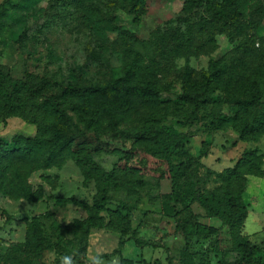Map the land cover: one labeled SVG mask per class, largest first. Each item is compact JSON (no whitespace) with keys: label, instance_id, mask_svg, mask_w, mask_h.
Returning <instances> with one entry per match:
<instances>
[{"label":"rangeland","instance_id":"rangeland-1","mask_svg":"<svg viewBox=\"0 0 264 264\" xmlns=\"http://www.w3.org/2000/svg\"><path fill=\"white\" fill-rule=\"evenodd\" d=\"M205 1L186 14L185 0H90L94 33L82 13L62 7L64 0H0V8L13 4L0 13V69L13 87L25 84L14 115L0 101V139L19 154L0 174V182L8 180L0 184V264H120L115 252L125 249L136 262L183 264L186 243L199 264H236L243 257L239 237L264 251V0ZM216 10L227 19H214ZM106 12L125 36L100 32ZM56 82L108 90L65 103L75 124L105 145L66 152L39 169L44 156L20 146L53 131L77 133L51 111ZM253 87L262 108L233 103L248 100ZM149 123L190 136L178 161L189 165L182 182L206 180L207 194L240 193L248 207L240 225H223L194 202V214L218 234L188 229L185 240L163 211L171 182L158 180L154 160L142 153L149 146L130 135ZM141 161L146 170L134 172ZM102 196L111 204L97 209Z\"/></svg>","mask_w":264,"mask_h":264},{"label":"trees","instance_id":"trees-1","mask_svg":"<svg viewBox=\"0 0 264 264\" xmlns=\"http://www.w3.org/2000/svg\"><path fill=\"white\" fill-rule=\"evenodd\" d=\"M90 0H64L61 2L62 7L73 11L74 14L82 13L84 20H86V27L89 31L94 32L98 30L97 23L93 21L95 9L88 5ZM6 5H13L9 2L3 4L0 8V13L3 14ZM206 6L205 0H185L183 11L186 14H191L194 10L204 8ZM231 10L238 11V6L235 3L231 4ZM106 12L102 18L107 19L104 21L103 28H100L101 33L107 31H114L119 35L125 36L126 32L115 28L111 23L113 15ZM214 19L225 21L227 15L222 10H216L213 15ZM215 64L212 65L214 70ZM49 82L45 81L44 84ZM23 83H17L14 87L10 77L6 76L0 69V101H4L8 107L7 115L11 117L18 110L17 93L24 88ZM13 87V88H12ZM53 88V87H52ZM54 88L59 89V92L52 93L48 97L52 113L56 114L60 119L65 120L76 128L75 135H69L63 131H53L50 138L39 137L34 141H26V145L20 146V150L26 153H37L40 157L43 155L42 166L39 169L49 168L54 165L56 159L61 157L66 152L80 154L84 151H89L88 148L92 147L100 150L104 147L105 143L96 135L80 129L74 122V118L70 116L65 108V103L71 97L80 99L81 101L90 100L105 93L106 89L103 87H70L66 82H56ZM254 91L248 100H233L234 104L240 105L245 111H248L250 106H255L258 109L262 108V94L257 87H253ZM144 92L140 89L137 94ZM146 92H149L148 90ZM198 103L191 114V119L195 120L198 116L201 102ZM262 124V123H261ZM131 137L137 142L145 143L149 146L145 155H149L154 160V164L150 167L153 174H155L160 181H170L172 185V192L168 196V203L164 206L163 211L165 217L172 219L176 223L177 231L180 232L186 241L189 240L190 234L188 229H193L196 234L208 238L212 235L218 234V230L213 227L204 226L197 215L193 212V203H200L206 210L207 216L210 218L218 219L223 225L236 227L240 225L247 216L248 207L243 203L241 194L238 192L230 191L227 195L207 194L204 191L206 180H198L196 182H182L186 176L189 165L180 159L185 158L187 155V147L190 141L188 134H178L170 136L159 130L154 124H144L136 132L130 133ZM18 154V153H16ZM15 152L7 150V145L0 139V174L1 176L8 170L9 160L15 157ZM19 155V154H18ZM134 172H144L146 170L143 162L141 161L137 166L132 168ZM212 172H209L210 178ZM7 182L8 180H4ZM5 182H0L2 187H5ZM111 204V200L107 196H102L100 199H95L94 206L97 209H104ZM118 210L123 212L126 216L131 217V210L126 205L118 206ZM1 229V228H0ZM239 246L243 252L242 260L236 264H264V251L252 246L249 242L243 241L239 237ZM37 243L39 246L42 244V237L37 236ZM128 251L121 250L115 252L119 255L120 264H148L145 260L136 262L126 258ZM103 259H109V256H103ZM183 264H199L195 260L194 253L191 252L189 244L186 243L183 253ZM221 264V263H220Z\"/></svg>","mask_w":264,"mask_h":264},{"label":"clouds","instance_id":"clouds-1","mask_svg":"<svg viewBox=\"0 0 264 264\" xmlns=\"http://www.w3.org/2000/svg\"><path fill=\"white\" fill-rule=\"evenodd\" d=\"M66 264H70V261H67V259H66Z\"/></svg>","mask_w":264,"mask_h":264}]
</instances>
